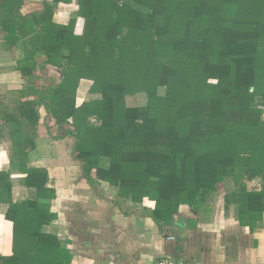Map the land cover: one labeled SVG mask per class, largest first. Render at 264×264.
<instances>
[{
  "label": "trees",
  "instance_id": "obj_1",
  "mask_svg": "<svg viewBox=\"0 0 264 264\" xmlns=\"http://www.w3.org/2000/svg\"><path fill=\"white\" fill-rule=\"evenodd\" d=\"M73 3L68 22H55ZM23 4L0 0L3 41L23 53L15 69L24 79L11 103L0 101L9 150L0 206L12 224V254L0 264L72 262L48 232L57 218L48 171L32 165L40 109L75 140L90 185L106 184L117 202L154 203L161 228L180 206L199 214L227 181L225 209L250 231L262 226L264 0H47L26 16ZM46 66L59 80L42 87ZM83 80L92 97L77 104ZM13 176L27 194L17 200ZM255 179L260 188H248Z\"/></svg>",
  "mask_w": 264,
  "mask_h": 264
},
{
  "label": "crops",
  "instance_id": "obj_2",
  "mask_svg": "<svg viewBox=\"0 0 264 264\" xmlns=\"http://www.w3.org/2000/svg\"><path fill=\"white\" fill-rule=\"evenodd\" d=\"M45 1L41 8L26 11L24 1L21 13L26 16L39 12ZM3 39L0 31V53L19 52L7 50ZM19 58L12 66L13 74L23 79L15 69ZM37 152L36 149L34 159ZM8 156V142L0 140V170L9 168ZM47 171L50 186L56 192L51 210L57 215L48 232L65 243L72 254L71 264H155L166 257L185 264H264V220L261 227L252 231L240 226L233 207L225 209L220 190L208 199L199 214L194 215L188 206H180L172 224L161 228L150 217L154 203L117 202L106 184L103 194L89 184L76 187L71 183L65 190L53 180L56 175ZM12 178L13 199L23 198L26 190L17 183L18 176ZM4 210L0 206V254L10 256L12 224L5 220Z\"/></svg>",
  "mask_w": 264,
  "mask_h": 264
},
{
  "label": "rangeland",
  "instance_id": "obj_3",
  "mask_svg": "<svg viewBox=\"0 0 264 264\" xmlns=\"http://www.w3.org/2000/svg\"><path fill=\"white\" fill-rule=\"evenodd\" d=\"M25 1V11L26 9H36L41 8L43 0H24ZM62 10H57L55 13L54 19L59 23H65L69 17V12L75 11L76 7L74 3L70 6L61 7ZM82 21L77 22V28L80 29ZM77 30V31H78ZM23 53L19 50V52H11V53H0V101L4 103H11V100L15 99L12 93H16L18 89H21L24 84V79L17 78L13 74V64L15 60L21 57ZM42 61V57H38V62ZM16 65V64H15ZM38 84L42 87H46L50 85V80L52 82H57L59 79V74L49 66H46L43 70L39 71ZM89 82L86 80L81 81L78 93H77V102L78 104L82 103V101L90 99L92 96L87 92L89 87ZM19 91V90H18ZM127 105L133 106L139 103H142L140 98H132L128 97ZM41 119L39 121V126L37 129V143L38 144V152L35 154L33 166H39L46 168L50 171L51 175H56L54 181H57V184L60 187L66 190L71 183H73L76 187L86 183L87 180L79 175L80 172V162L75 159V154L73 152L75 140L72 137H63V131L57 128L54 124V120L51 116L46 115L43 109H40ZM68 128V127H65ZM34 156V154H33ZM3 158V157H1ZM6 157L4 158L5 161ZM37 159V160H36ZM3 165V162L0 161V166ZM81 174V172H80ZM86 180V182H85ZM56 184V185H57ZM257 184V182H256ZM260 184V182H259ZM90 185V184H89ZM253 184H249L248 188ZM96 186V191L99 194H103L106 189L105 184L96 182L94 180V185ZM225 189H232L233 183L232 181H227L224 185ZM224 188L221 187L219 195L221 198L223 197L222 193ZM109 188H107L108 190ZM259 189L258 186L254 188ZM110 191V190H109ZM24 193L22 196H26ZM18 196V195H17ZM221 200V199H220ZM219 200V201H220Z\"/></svg>",
  "mask_w": 264,
  "mask_h": 264
},
{
  "label": "built area",
  "instance_id": "obj_4",
  "mask_svg": "<svg viewBox=\"0 0 264 264\" xmlns=\"http://www.w3.org/2000/svg\"><path fill=\"white\" fill-rule=\"evenodd\" d=\"M262 120L264 122V108L262 110ZM256 182H257V184H256ZM259 182H260L259 179H255V180L248 182V185L253 184L252 185L253 187H251L252 189H254L256 186H258L260 188ZM155 264H185V263H184V261L179 260V259L166 257V258H163L161 260H158Z\"/></svg>",
  "mask_w": 264,
  "mask_h": 264
}]
</instances>
